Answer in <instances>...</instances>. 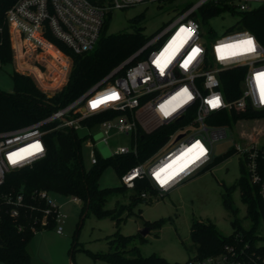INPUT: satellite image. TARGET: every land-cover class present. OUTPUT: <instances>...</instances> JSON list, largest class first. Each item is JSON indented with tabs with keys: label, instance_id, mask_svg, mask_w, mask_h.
<instances>
[{
	"label": "built area",
	"instance_id": "1",
	"mask_svg": "<svg viewBox=\"0 0 264 264\" xmlns=\"http://www.w3.org/2000/svg\"><path fill=\"white\" fill-rule=\"evenodd\" d=\"M153 1L163 0H14L3 16L8 38L18 49L21 42L39 46L50 36L71 52L82 53L94 47L108 12ZM164 1L173 3L172 16L98 82L40 120L0 131V183L8 171L44 156L43 135L49 130L83 129L89 135L95 127L99 138L87 142L88 164H93L97 156L102 157L97 144L106 148L108 156H135L138 136L175 124L155 151L118 176L125 189L132 190L135 181L145 180L153 193L161 196L208 167L213 158L210 145L224 138L226 128L252 120L258 129L247 135L240 130V138L246 135V139L232 147L241 154L244 171L264 201V75H257L264 73V47L238 23L234 31L205 45L198 20L202 8L223 7L221 11L239 16L264 0ZM233 69L241 71L232 97V88L227 84L225 88L229 77L225 72ZM216 97L219 102L213 107L209 101ZM247 110L259 115L238 117L230 127L209 122L213 114L222 111L241 114ZM101 112L113 114L91 127L81 123ZM47 125L51 126L45 128ZM114 135L125 136L126 144L110 147L108 141ZM35 197L44 204L39 224L45 225L46 216L51 214L53 230L59 234L63 216L58 206L45 190L36 191ZM139 197L148 199L144 191ZM1 198L10 206L8 215L15 217L21 195L5 194ZM257 245L264 249V238ZM245 248L246 243L234 241L224 244L216 255L191 259L186 264H256L255 259L264 263L263 257L253 259V252Z\"/></svg>",
	"mask_w": 264,
	"mask_h": 264
},
{
	"label": "trees",
	"instance_id": "2",
	"mask_svg": "<svg viewBox=\"0 0 264 264\" xmlns=\"http://www.w3.org/2000/svg\"><path fill=\"white\" fill-rule=\"evenodd\" d=\"M14 0H0V66L11 63V48L9 44L7 27L4 21V11ZM223 7L202 8L198 15L201 24L206 17L223 10ZM110 14H106L94 47L86 52L73 53L60 41L48 37L55 47L70 59V66L62 86L46 96L36 88L31 78L27 75L11 71L10 79L12 90H0V131L10 130L25 126L50 114L53 110L64 106L69 101L98 82L109 71L120 64L128 55L136 50L146 39L138 25L142 15L138 14L129 19L130 30L106 33V26ZM242 28L249 31L264 47V3L258 4L249 11L239 13L237 22ZM46 49L54 58L60 56L46 45ZM66 64V63H65ZM123 68L118 72L121 73ZM233 69L226 71L228 78L225 82L235 88L239 81V72ZM222 76V74H221ZM39 77V75H38ZM224 84V82H223ZM234 87V90H233ZM228 98V97H227ZM113 113L101 112L81 121L88 127L94 126L102 119ZM115 114V112H114ZM259 115L258 111L247 110L245 113L234 114L222 111L212 115L209 122L214 125L231 126L238 117H253ZM185 121V117L182 122ZM47 125L45 128H49ZM175 124L160 126L149 133H142L136 138V154L113 155L106 158L97 156L95 163L84 168L80 158L81 139L74 130H49L43 135L45 152L44 156L35 160L30 165L10 170L4 174L0 183V262L3 264H47L43 261H32L26 246L35 231L42 228L53 227L51 214L46 216L45 225L41 226V209L44 204L35 197V192L45 190L48 193L68 195L76 198L81 203V210L91 213L94 217H108L115 222L121 221L120 213L139 201V193L153 190L145 180L135 181L134 187L128 193L129 202L113 209H105V197L113 192H123L126 189L119 185L99 188L97 178L105 166L111 167L119 176L128 167L144 160L155 151L165 140L167 134ZM227 149L210 163L230 154ZM209 163V164H210ZM238 188L239 199L245 205V217L249 226L242 228L235 217L236 209L230 205L229 192L234 187ZM9 194L14 197L20 194L21 206L17 207V215H8L9 205L2 201L1 196ZM221 204L230 215L229 224L232 232L228 235L220 234L210 221L191 220L188 236L193 245V257L184 262H168L160 256L150 254L140 256L135 241L142 238L135 235H121L116 229L106 238L108 249L104 252L93 254L102 258L107 264H186L191 259H201L218 254L224 244L236 242L238 245L247 244L245 251H252V258H264V249L257 245V241L264 238V201L258 195V187L249 181L244 168L234 184L224 188ZM129 213V212H128ZM159 220L144 222L147 228H154ZM260 227V228H259ZM261 231L259 233V231ZM256 264L260 263L255 259Z\"/></svg>",
	"mask_w": 264,
	"mask_h": 264
},
{
	"label": "rangeland",
	"instance_id": "3",
	"mask_svg": "<svg viewBox=\"0 0 264 264\" xmlns=\"http://www.w3.org/2000/svg\"><path fill=\"white\" fill-rule=\"evenodd\" d=\"M172 5V2L163 0L114 9L110 13L105 31L106 33L129 31L131 27L129 19L141 14L142 19L138 25L141 27V33L147 37L172 16ZM238 18L237 14L223 11H217L206 17L201 25L205 33L204 44L208 45L212 39L234 31ZM47 43L35 46V43L30 41L21 42V48L18 49L14 42L9 40L11 63L0 66V90L4 92L12 90L10 79L12 70L29 76L36 88L46 96H50L60 88L69 70L70 59L50 40ZM46 45L57 52L60 59L54 58L46 49ZM258 126V123L247 120L242 122L241 126L235 124L230 129L226 128L224 138L212 142L210 149L213 158L220 156L227 149L231 150L230 154L210 163L207 168L161 196L143 190L148 199L131 206L129 213L124 208L120 213L122 220L118 222L117 227L114 220L108 217L97 218L89 212L82 211L80 201L72 200L71 196L49 193L63 216L62 230L59 234L54 232L53 227L35 231L26 246L31 260L43 261L47 264H107L102 258L93 254L108 249L106 238L116 229L121 235L137 234L142 238L141 241H135L140 256L154 254L168 262H184L192 258L193 245L188 236L191 220L210 221L222 235L232 232L233 229L229 224L231 217L221 204L224 188L234 184L243 169L242 156L239 152H235L232 146L242 144L246 139L245 136L254 134ZM240 130L246 132L243 138H240ZM77 134L82 137L81 162L83 167L87 168L90 149L87 142L96 141L99 138V131L92 127L89 135H86L83 129L78 130ZM126 141L125 136L114 135L109 139L108 145L110 147L115 144L123 145ZM96 148L99 149V144ZM99 153L103 156L100 150ZM97 185L99 188L113 187L119 186L120 182L111 167L105 166L97 178ZM129 191L126 189L123 192L108 194L103 207L113 209L119 205L125 206L129 202ZM228 196L230 205L236 209L235 217L240 226L247 228L249 220L245 217V205L239 199L238 188L235 186ZM157 220L160 222L154 228L143 225L144 222Z\"/></svg>",
	"mask_w": 264,
	"mask_h": 264
},
{
	"label": "water",
	"instance_id": "4",
	"mask_svg": "<svg viewBox=\"0 0 264 264\" xmlns=\"http://www.w3.org/2000/svg\"><path fill=\"white\" fill-rule=\"evenodd\" d=\"M99 150L103 155L102 158L108 157V151H106V148L103 145L99 144ZM142 233L143 232L141 231L140 234H142Z\"/></svg>",
	"mask_w": 264,
	"mask_h": 264
},
{
	"label": "snow or ice",
	"instance_id": "5",
	"mask_svg": "<svg viewBox=\"0 0 264 264\" xmlns=\"http://www.w3.org/2000/svg\"><path fill=\"white\" fill-rule=\"evenodd\" d=\"M249 43H250V41H249ZM251 50V49H250ZM194 51H196L195 49H194ZM257 75L258 76H261V75H264V73H257ZM219 102V98L218 97H216V98H214V100H212V101H209V103L213 106V107H215L216 105H217V103ZM14 162V161H13Z\"/></svg>",
	"mask_w": 264,
	"mask_h": 264
}]
</instances>
